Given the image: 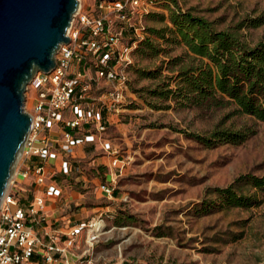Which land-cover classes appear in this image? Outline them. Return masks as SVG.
Segmentation results:
<instances>
[{
	"label": "rangeland",
	"instance_id": "374dc122",
	"mask_svg": "<svg viewBox=\"0 0 264 264\" xmlns=\"http://www.w3.org/2000/svg\"><path fill=\"white\" fill-rule=\"evenodd\" d=\"M122 1L130 20L123 22L116 14L110 18L111 30L122 34L121 44L132 48L128 64H114L113 70L124 79L99 78L97 61L88 52L86 63L75 66L92 78L82 106L103 110L106 131L97 134L96 143L74 149L69 175L61 172L62 158L48 164L47 182L61 188L62 195L46 202L48 221L37 228L39 236L46 241L51 234L61 240L67 258L60 264L67 260L70 264H264V191L258 193L259 205L250 208H220L216 196L209 194L245 176L264 177V122L235 114L232 106L208 111L159 101L170 109H153L149 102L156 99L146 101L139 91L157 83L141 78L138 70L152 71L167 58L144 59L136 50L150 28L170 25L169 9L176 8L167 0H139L138 5ZM176 1L183 12L214 22L221 31L244 23L241 33L251 46L264 42V23L251 26L255 20L264 22V0ZM99 2L82 0V13L98 17ZM157 42L171 57L185 52L183 45ZM163 74L168 75L166 69ZM117 91L119 101L111 96ZM37 99L29 84L28 113L35 114ZM64 117L65 121L73 117L70 108ZM219 125L236 131L252 127L255 133L238 146L206 147L192 137ZM52 136L65 143L57 129ZM106 142L112 146L110 153L103 149ZM16 171L17 164L11 180ZM17 180L8 189L22 205L44 192L32 178ZM246 191L253 194L256 189L246 186ZM83 226L79 235L71 236Z\"/></svg>",
	"mask_w": 264,
	"mask_h": 264
},
{
	"label": "built area",
	"instance_id": "2783aa9c",
	"mask_svg": "<svg viewBox=\"0 0 264 264\" xmlns=\"http://www.w3.org/2000/svg\"><path fill=\"white\" fill-rule=\"evenodd\" d=\"M132 3L138 5L139 0H132ZM98 9L102 12L98 17L82 11L74 15L67 33L71 41L61 45L55 69L49 74H36L30 83L38 99L35 114L26 111L32 118L31 130L17 161L16 178L10 183L16 186L18 178H32L36 186L44 187V196L29 198V203L22 205L16 194L7 189L0 205V264H60L67 258L56 235L47 234L44 241L37 232V228L48 221L46 199L62 195L61 188L48 184L47 166L62 158L61 172L69 175L73 170L70 159L74 149L96 143L97 134L106 131L103 110L82 106L81 99L90 89L92 78L85 69L75 66L86 63L88 52L97 61L99 78L122 81L124 78L113 70L114 64L122 61L128 64L132 51L131 46L121 44L122 34L111 30V14H116L123 22L130 20L124 1H101ZM111 96L116 101L121 98L119 91ZM69 108L73 117L65 121L64 113ZM56 129L64 136L63 145L52 136ZM103 149L109 153L113 151L107 142ZM119 164L116 156L114 166ZM106 189L111 194V190ZM83 228L75 229L71 236L79 235ZM67 264H70L68 260Z\"/></svg>",
	"mask_w": 264,
	"mask_h": 264
},
{
	"label": "trees",
	"instance_id": "16d2710c",
	"mask_svg": "<svg viewBox=\"0 0 264 264\" xmlns=\"http://www.w3.org/2000/svg\"><path fill=\"white\" fill-rule=\"evenodd\" d=\"M176 10L169 9V22L162 29L148 30L140 42L136 54L153 60L164 55L167 60L156 69H139L141 78L155 81V88L142 89L149 105L155 110L170 109L159 101H176L185 106H196L204 110L234 107V113L247 115L257 122H264V42L251 46L241 33L244 23L221 31L214 22L203 17L183 12L176 0H167ZM164 20V17H163ZM260 20L252 21L259 27ZM183 45L181 56L171 57L157 42ZM166 69L168 75H164ZM252 127L241 130L223 128L219 125L208 134L192 135L206 147L230 144L242 145L254 135ZM246 186L256 189L251 194ZM259 191H264V177L245 176L226 189H212L220 208H250L259 205Z\"/></svg>",
	"mask_w": 264,
	"mask_h": 264
},
{
	"label": "water",
	"instance_id": "95a60500",
	"mask_svg": "<svg viewBox=\"0 0 264 264\" xmlns=\"http://www.w3.org/2000/svg\"><path fill=\"white\" fill-rule=\"evenodd\" d=\"M81 5L82 0H0V205L31 130L27 88L36 74L55 69Z\"/></svg>",
	"mask_w": 264,
	"mask_h": 264
},
{
	"label": "crops",
	"instance_id": "0c3cea01",
	"mask_svg": "<svg viewBox=\"0 0 264 264\" xmlns=\"http://www.w3.org/2000/svg\"><path fill=\"white\" fill-rule=\"evenodd\" d=\"M78 153L81 154L82 153V150L81 149H78ZM39 194H41L40 195L41 197L44 196V192H42V193L40 192ZM54 200H56V199H54V198H47L46 199V202L50 203V202H53Z\"/></svg>",
	"mask_w": 264,
	"mask_h": 264
},
{
	"label": "bare ground",
	"instance_id": "6f19581e",
	"mask_svg": "<svg viewBox=\"0 0 264 264\" xmlns=\"http://www.w3.org/2000/svg\"><path fill=\"white\" fill-rule=\"evenodd\" d=\"M82 10V5L79 7L78 11L77 12H80ZM76 12V13H77ZM28 89V88H27Z\"/></svg>",
	"mask_w": 264,
	"mask_h": 264
}]
</instances>
